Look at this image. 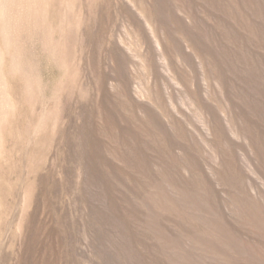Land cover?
Segmentation results:
<instances>
[{
    "label": "rangeland",
    "instance_id": "rangeland-1",
    "mask_svg": "<svg viewBox=\"0 0 264 264\" xmlns=\"http://www.w3.org/2000/svg\"><path fill=\"white\" fill-rule=\"evenodd\" d=\"M0 264H264V0H0Z\"/></svg>",
    "mask_w": 264,
    "mask_h": 264
}]
</instances>
